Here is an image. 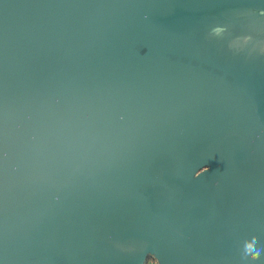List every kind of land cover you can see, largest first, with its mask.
I'll use <instances>...</instances> for the list:
<instances>
[{
  "label": "water",
  "instance_id": "95a60500",
  "mask_svg": "<svg viewBox=\"0 0 264 264\" xmlns=\"http://www.w3.org/2000/svg\"><path fill=\"white\" fill-rule=\"evenodd\" d=\"M239 1L0 0V264H264V79L185 22Z\"/></svg>",
  "mask_w": 264,
  "mask_h": 264
},
{
  "label": "flooded vegetation",
  "instance_id": "af4514ba",
  "mask_svg": "<svg viewBox=\"0 0 264 264\" xmlns=\"http://www.w3.org/2000/svg\"><path fill=\"white\" fill-rule=\"evenodd\" d=\"M185 22L192 51L205 50L201 38L210 48V60L224 67L232 61L252 80L264 79V5L250 0L209 4Z\"/></svg>",
  "mask_w": 264,
  "mask_h": 264
},
{
  "label": "clouds",
  "instance_id": "9594fccd",
  "mask_svg": "<svg viewBox=\"0 0 264 264\" xmlns=\"http://www.w3.org/2000/svg\"><path fill=\"white\" fill-rule=\"evenodd\" d=\"M206 170H207V168L205 167V168L201 169L200 171H206ZM148 264H158V261H156L155 258L152 257V258H150V260L148 261Z\"/></svg>",
  "mask_w": 264,
  "mask_h": 264
},
{
  "label": "rangeland",
  "instance_id": "374dc122",
  "mask_svg": "<svg viewBox=\"0 0 264 264\" xmlns=\"http://www.w3.org/2000/svg\"><path fill=\"white\" fill-rule=\"evenodd\" d=\"M150 258H152V256H147L145 260L146 262H144V264H148V261L150 260Z\"/></svg>",
  "mask_w": 264,
  "mask_h": 264
}]
</instances>
